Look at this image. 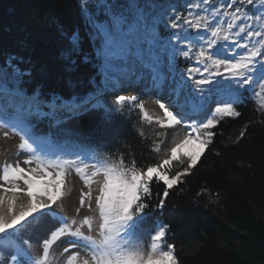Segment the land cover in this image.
Wrapping results in <instances>:
<instances>
[{
  "label": "snow or ice",
  "instance_id": "1",
  "mask_svg": "<svg viewBox=\"0 0 264 264\" xmlns=\"http://www.w3.org/2000/svg\"><path fill=\"white\" fill-rule=\"evenodd\" d=\"M254 2L228 0L225 7V0H221L220 7H216L210 0H185L187 15L173 8L170 16L165 13L153 17L148 11L152 5L147 0H127L126 7L113 0H96L95 13L88 8L92 0H78L81 15L88 21L90 38L99 41L96 53L100 57V80L90 81L92 90L80 95L75 92L76 82L69 77V97L51 93L45 100L35 90L27 108L20 105V111L10 118L0 114V123L23 133L18 149L29 157L24 163H36V167L28 169L19 162L2 168L0 179L5 183L0 184L4 193L0 194V205L7 203L8 217L0 215V233L8 239L0 245V264H5L6 252L7 264H50V251L61 240L69 245L64 253L73 250L66 264H179L175 246L167 243L169 226L158 223L154 229L147 227L153 215L152 186H163V196L155 206L162 209L169 190L191 174L213 143L215 126L224 117L240 115L235 105L247 98L244 93L259 99V109L264 110V0L250 10L258 14L255 18L243 7ZM229 8L234 11L229 12ZM99 15L106 19H98ZM159 23L172 30L164 39L157 35ZM67 39L69 47L61 52V58L64 70L73 73L77 57L81 56V38L73 32ZM181 57L185 62L194 60L196 66L180 69ZM14 60L15 57L7 58L5 70L0 72V95L19 96L17 89L23 77L30 76ZM88 61L89 57L83 55L82 62ZM126 83H144L148 93L159 97L166 93L168 105L159 103L162 115H150L143 102L134 103L137 97L117 95L109 104L108 94ZM212 103L216 104L214 111ZM126 105L138 108L146 124L161 129L156 132L158 139L152 148L159 154L164 146L157 163L137 167L135 159L125 164L123 157L113 161L83 150L58 154L33 135L25 123V116L33 111L61 124L62 116L73 119L94 110L103 111L105 119L112 122L117 114L123 117ZM177 128L185 134L174 135L170 144L166 143L169 130ZM139 134L143 136L142 131ZM69 168H74L88 189L80 192L77 213L86 201L87 209L92 211L94 206L97 213L84 216L79 223L53 207L58 201L62 204ZM93 184H97L95 196ZM21 196L26 197V203L20 201ZM49 217L59 226L54 223V230L49 227L45 232L42 255L37 258L24 234L44 227ZM146 235L150 237L147 242L143 239Z\"/></svg>",
  "mask_w": 264,
  "mask_h": 264
},
{
  "label": "trees",
  "instance_id": "2",
  "mask_svg": "<svg viewBox=\"0 0 264 264\" xmlns=\"http://www.w3.org/2000/svg\"><path fill=\"white\" fill-rule=\"evenodd\" d=\"M147 3L152 5L150 16L160 17L170 16L180 0ZM170 31L163 23L157 25L161 39ZM73 32L80 35L81 56L76 71L68 73L61 52L69 47L67 36ZM89 33L78 0H0V72L5 70L7 58L15 57L13 63L18 60L19 67L30 73L18 87L21 93L32 97L38 90L45 100L51 93L69 97L72 89L67 81L71 77L75 92L85 95L92 90L90 81L99 82L100 67L97 41ZM83 55L89 57L87 63L82 62ZM244 97L235 105L240 115L224 117L215 126L213 143L191 174L169 190L162 209L155 206L163 196V186H152L153 215L147 227L169 226L167 243L175 246L179 264H264V110L251 94L244 93ZM25 123L33 135L50 138L54 146L73 144L113 161L123 157L125 164L135 159L137 167L157 163L160 155L152 151L156 137L149 131L154 125L142 121L137 111L124 109L123 117L117 114L112 122L103 111L94 110L61 124L26 115Z\"/></svg>",
  "mask_w": 264,
  "mask_h": 264
},
{
  "label": "rangeland",
  "instance_id": "3",
  "mask_svg": "<svg viewBox=\"0 0 264 264\" xmlns=\"http://www.w3.org/2000/svg\"><path fill=\"white\" fill-rule=\"evenodd\" d=\"M123 1L126 3L124 5L126 7L127 6V0H123ZM188 2H194V0H188ZM210 2L215 4L216 7H220L221 0H215V2H212V1H210ZM227 2H228V0H225V7H227ZM261 3H262V0H255L254 5H247L245 3V5L243 7H244V10L249 11V14L253 15L255 18L258 16V14L255 12H252L250 10L257 7V6H260ZM95 4H96V0H92V3L88 5V8L91 9L94 13L96 12ZM238 6H240V5L238 4ZM176 10L182 15H187L188 9L185 5V0H180V4L176 8ZM227 10L229 12L234 11V10H230V8ZM261 11L264 12V8H262ZM85 15H86V13H85ZM98 19L104 20L106 18L103 17L102 15H99ZM261 23H264V20H261ZM87 24H88V21H87ZM96 41H97V46L99 47V41L98 40H96ZM99 59H100V57H99ZM183 64H185V61H184V58L181 57L178 60V66L180 69H187L190 66H192V67L196 66L194 60L189 61L187 67H184ZM98 76H99L98 79L100 80V67H99ZM137 84H141V83H131V84L126 83V84H124L123 87L120 88L115 93L108 94V96L106 97L107 102L109 104H112L115 101V98L117 95H124L125 97H137V99L134 103L139 104L140 102H143L145 110L148 111V113L150 115H152L153 117L162 115V113H161L162 109L159 108L158 103H155L154 101H151L152 103H150L151 98H145L143 96V95H147L148 97H150V93L149 94H146V92L144 94L136 93L135 92L136 90H133L135 87L136 88L138 87ZM17 91L19 92V96L0 95V114L5 115L7 118L14 116L18 111H20V105L23 104L24 108H27V101H28L29 97L20 93V91L18 89H17ZM165 96H166V93H165ZM14 98L19 99V101H17L15 103ZM147 99H148V101H147ZM254 100L259 105V99H254ZM215 107H216V104L212 103L211 108L213 111H214ZM44 110L48 111L47 108H45ZM125 110H127V112H129V113H133V112L137 111L139 113V116L140 117L142 116V114L140 113L138 108H131L130 109L126 105ZM31 115L37 116L34 111H33V114H31ZM37 117H39V116H37ZM61 119L63 120V122H65L69 118L67 116H62ZM158 131H161V129L159 128V126L154 125V128L149 132H150L151 136H154V137H156V139H158V137L156 136V132H158ZM5 133H7V136L5 135ZM183 134H185V133H184V130L182 128H177L175 130L170 129L168 132V140L166 143L170 144V141L174 135H183ZM22 136H23V133H21L18 128L16 130H13L10 126H4L2 123H0V176H2V168L5 164L15 165L16 163L19 162L20 166L24 167L26 169L36 167L35 162L31 165L24 163V161L26 159H28L29 157L25 152L18 149V145L21 142ZM40 139L42 142H45L46 144L51 145L52 149L55 150L58 154L81 151L79 148H77L73 144L59 143V144H56L55 146H53V142L50 138H40ZM163 152H164V146H162L161 153H159L160 155L156 156L157 157L156 160L159 161L160 157L163 155ZM65 157L66 158H73L70 156H65ZM92 162L93 161H89V164H91ZM96 179L100 180L101 177H97ZM65 180H66V184H65V188H64L65 196L62 198V204H61V202L58 201L57 204L53 206L55 208V210L57 212H60L62 210L63 214L67 215L69 218H75L77 220V223H79V221L86 215L96 216L97 213H96L94 206H93L92 211H89L87 209V206H86L87 201L85 202V207L81 208L79 213H77V211H76V209L80 207L79 197H80L81 190L87 191L88 189L83 184V181L81 180L79 175L75 172L74 168H69L67 170ZM4 183L5 182L2 179H0V184H4ZM19 183H21V186H23L22 182H19ZM96 189H97V184H93L92 185L93 196L96 195ZM0 194H4L3 189H0ZM7 195H11V193H8ZM6 199H7V196H6ZM20 201L26 203L27 202L26 197L21 196ZM18 208H19V204L17 205L16 210H18ZM0 215L5 216V218L8 217L7 203L0 205ZM54 223L55 222H53L51 220V218L49 217V218H47V223L44 227L33 229L32 231L24 234V239L28 240L29 243L32 245V248H31L32 254L34 256H36L37 258H39L42 255V251H43L42 250V240L47 238V235H45V232H47L49 227H51L52 230H54V227H52V225ZM58 226H59V224L55 223V227H58ZM19 227L20 226L17 225V228H19ZM83 230L87 234V229L85 228ZM8 231H12V230H8ZM92 234L93 235L96 234L95 230ZM0 238H2V239H0V245H3L4 243L7 242L8 238L5 237L4 234L0 233ZM147 241L148 240H146V242ZM68 247H69V245L66 242H64L63 240L58 241L50 251V264H66V260H67L68 256H70L72 254V251H73V250H70L68 253H64V249L68 248ZM164 250H167V249L165 248ZM7 255H8V253L6 252L5 253V264H7ZM81 256L82 257L84 256V253L82 250H81Z\"/></svg>",
  "mask_w": 264,
  "mask_h": 264
},
{
  "label": "bare ground",
  "instance_id": "4",
  "mask_svg": "<svg viewBox=\"0 0 264 264\" xmlns=\"http://www.w3.org/2000/svg\"><path fill=\"white\" fill-rule=\"evenodd\" d=\"M138 85V87L137 88H135L136 89V93H142V94H144L143 92H144V90H145V84L144 83H141V84H137ZM117 90H119V89H117ZM145 98H148V97H146V95H143ZM166 97V96H165ZM14 100H15V103L17 102V101H19V99H17V98H14ZM147 101H148V99H147ZM151 101H154L155 103H157V101H155V100H150V103H152ZM149 103V104H150ZM159 105V104H158ZM162 113V112H161ZM156 115V114H155ZM154 115V116H155ZM14 139V138H13ZM19 143V142H18ZM17 144V143H16Z\"/></svg>",
  "mask_w": 264,
  "mask_h": 264
}]
</instances>
